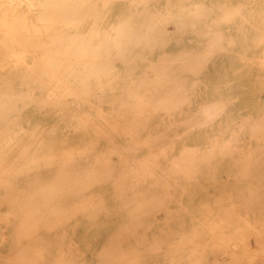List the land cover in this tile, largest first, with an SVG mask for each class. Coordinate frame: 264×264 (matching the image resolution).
Here are the masks:
<instances>
[{"label": "rangeland", "instance_id": "rangeland-1", "mask_svg": "<svg viewBox=\"0 0 264 264\" xmlns=\"http://www.w3.org/2000/svg\"><path fill=\"white\" fill-rule=\"evenodd\" d=\"M87 1L0 33V264H264V0Z\"/></svg>", "mask_w": 264, "mask_h": 264}, {"label": "bare ground", "instance_id": "bare-ground-1", "mask_svg": "<svg viewBox=\"0 0 264 264\" xmlns=\"http://www.w3.org/2000/svg\"><path fill=\"white\" fill-rule=\"evenodd\" d=\"M72 1L73 0H0V33L2 34V36H6V35H20L22 34L23 30L26 29V27L28 25H26L24 22L27 19H30L32 16L40 19V20H46V21H56V20H68L69 17H71L72 15V10H71V5H72ZM89 1V0H88ZM87 1V2H88ZM94 0H92L93 2ZM75 2V1H74ZM80 2V0H77V3ZM85 2V0H81V2L79 3V5H82ZM86 2V4H87ZM90 1V3H92ZM76 3V2H75ZM74 3V4H75ZM85 4V5H86ZM89 4V2H88ZM94 4V3H93ZM96 4V3H95ZM17 5H23L24 7H26V10H20L17 8ZM92 5V4H90ZM257 5V4H256ZM75 6V5H74ZM77 6V4H76ZM84 6V5H83ZM79 7V6H78ZM88 8H90L88 6ZM87 8V9H88ZM202 9L201 11H205V7L202 4H199V9ZM25 9V8H24ZM82 9V8H80ZM234 10V8H233ZM84 11V10H83ZM82 11V12H83ZM235 11V10H234ZM89 12V11H88ZM87 12V13H88ZM93 12L92 14L95 13L94 8L92 9ZM84 13V12H83ZM236 14V13H235ZM85 15V14H84ZM237 15V14H236ZM93 17V16H92ZM195 17V16H194ZM82 19V18H81ZM198 20V19H197ZM45 22V21H44ZM136 22V20L134 21ZM39 23V22H38ZM178 24V23H177ZM30 25V24H29ZM122 25V24H121ZM182 25V24H181ZM180 25V28H181ZM184 25V23H183ZM49 27H54V24H48ZM120 26V25H119ZM127 26V25H126ZM110 27V26H109ZM122 27V26H121ZM124 27V25H123ZM183 28V27H182ZM103 33V32H102ZM129 34V33H128ZM126 35V34H125ZM39 36V35H38ZM101 37V35H100ZM37 38V37H36ZM94 38V37H93ZM216 38V37H215ZM219 38V37H218ZM34 39V38H33ZM51 39V38H50ZM35 40V39H34ZM52 40V39H51ZM79 40V39H78ZM82 41V40H81ZM83 42V41H82ZM106 42V41H105ZM214 42V41H213ZM212 42V43H213ZM141 43V42H140ZM73 45V44H72ZM73 47V46H72ZM71 47V48H72ZM27 48V47H26ZM30 49V46L28 47ZM27 48V49H28ZM125 48V47H124ZM25 49V48H22ZM95 49V48H94ZM74 51L75 48H74ZM7 52V51H6ZM10 53V52H9ZM18 53V52H17ZM16 53V54H17ZM183 54V53H182ZM202 54V53H201ZM204 54V53H203ZM9 55V54H8ZM55 55V54H53ZM184 55V54H183ZM60 56V55H59ZM85 56V55H84ZM182 56V55H181ZM5 58V56H3ZM58 57V56H57ZM197 57V56H196ZM199 57V56H198ZM66 58V57H65ZM205 58V57H204ZM176 59V58H175ZM189 59V58H188ZM198 59V58H197ZM199 60V59H198ZM201 60V57H200ZM207 60V59H206ZM21 58L19 57L16 60V63L19 65L18 67H20L21 65H23V63L21 62ZM203 61V60H202ZM205 61V60H204ZM166 62V61H164ZM172 63V62H171ZM110 65V64H109ZM169 65V64H168ZM107 67V66H106ZM91 70V69H90ZM156 72V71H155ZM55 73V72H53ZM37 78V77H36ZM82 79V78H80ZM84 79V78H83ZM57 81V80H56ZM65 81V80H64ZM140 81V80H139ZM30 83V82H29ZM51 83V82H50ZM62 83V82H61ZM47 85V84H46ZM68 85V84H66ZM69 86V85H68ZM64 87V86H63ZM13 93H9L8 91H6L5 89H3L0 92V101H3V110L6 111L5 108H8V106H10V100H14V104L12 105L13 107H16V102L22 101L23 96L17 95L16 99H12L13 97ZM79 96V95H78ZM9 101V102H8ZM6 103V105H5ZM183 103V102H182ZM36 104V103H35ZM42 105V104H41ZM221 110V109H220ZM101 111V110H100ZM199 111V110H198ZM216 113V112H215ZM213 114V113H212ZM209 117V115H208ZM7 120V119H5ZM18 121V120H17ZM12 122V121H11ZM206 124V123H205ZM1 134V133H0ZM137 141V140H136ZM195 147V146H194ZM160 150V149H159ZM153 151V150H152ZM162 151V150H161ZM184 151V150H182ZM43 160V159H42ZM107 161V160H105ZM140 166V164H139ZM48 168V167H46ZM107 169V167H106ZM60 171V170H59ZM106 171V170H104ZM144 172V169L142 170ZM141 171V172H142ZM140 172V171H139ZM60 173V172H59ZM104 174V173H103ZM91 176V174H90ZM101 176V175H100ZM151 176V175H150ZM61 177V176H60ZM93 177V176H92ZM54 178V177H53ZM57 178V176L55 177ZM64 178V177H63ZM134 179V178H132ZM42 181V179H41ZM138 182V181H135ZM150 182V181H149ZM82 182H80L81 184ZM44 184V183H43ZM70 184V183H69ZM84 183L81 184V186ZM151 184V183H150ZM152 186V185H151ZM150 186V187H151ZM172 187V186H171ZM169 187V189L171 188ZM84 188V187H83ZM90 189V187H88ZM152 188V187H151ZM124 190V188H122ZM139 189V188H138ZM173 189V188H172ZM85 190V189H84ZM88 190V189H87ZM125 191V190H124ZM56 195V194H55ZM117 196H119V194H116ZM115 195V196H116ZM161 194H159L160 196ZM117 198V197H116ZM162 198V197H161ZM167 199V198H166ZM171 199V198H168ZM171 201V200H170ZM24 202V201H23ZM26 202V201H25ZM28 202V201H27ZM26 204V203H25ZM2 207V206H1ZM232 208V206H231ZM160 210V209H159ZM58 212V211H57ZM106 212V211H105ZM60 213V212H59ZM4 215V214H3ZM12 216V215H10ZM9 216V217H10ZM8 217V216H7ZM15 217V216H14ZM54 218V217H53ZM32 227V226H31ZM33 229V227H32ZM31 229V230H32ZM212 230V229H211ZM35 234V233H34ZM232 248V247H231ZM234 249V248H233ZM230 251V250H229ZM2 259V258H1ZM238 259V258H237ZM29 261V260H28ZM173 262V260H172ZM228 263V262H227Z\"/></svg>", "mask_w": 264, "mask_h": 264}]
</instances>
